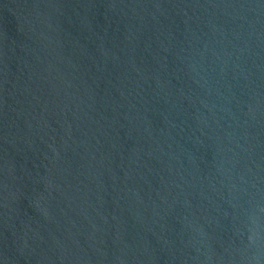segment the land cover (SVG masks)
I'll list each match as a JSON object with an SVG mask.
<instances>
[{"label": "water", "instance_id": "95a60500", "mask_svg": "<svg viewBox=\"0 0 264 264\" xmlns=\"http://www.w3.org/2000/svg\"><path fill=\"white\" fill-rule=\"evenodd\" d=\"M0 264H264V0H0Z\"/></svg>", "mask_w": 264, "mask_h": 264}]
</instances>
